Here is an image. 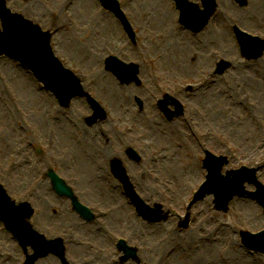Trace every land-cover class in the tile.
<instances>
[{
  "label": "rangeland",
  "instance_id": "374dc122",
  "mask_svg": "<svg viewBox=\"0 0 264 264\" xmlns=\"http://www.w3.org/2000/svg\"><path fill=\"white\" fill-rule=\"evenodd\" d=\"M6 1L14 14L24 16L45 32L54 33L53 47L61 62L85 81L84 89H91L92 95L109 112V118L105 122L93 127H87L84 123V117L91 115L85 101H74L69 115H59L55 98L44 91L28 71L9 59L0 61V185L12 202L28 203L34 210L30 223L38 233L48 240L64 241L67 264H76L75 259L71 258V252L84 246L88 248L81 249L80 253L77 250L75 255L80 257V263L95 264L93 258L96 250L93 249L96 248V243L90 239V234L101 235L107 240L108 245H111L115 264H120L121 255L116 248V241L121 238L126 239L130 246L139 249V256L144 264H194V260H187L183 252L192 257L203 249L205 243L202 241L203 236L197 232L199 229L207 230L209 234L219 236L218 238L224 236V233L216 232L220 225L228 231L225 237L233 238L239 250L251 258L250 264H264V255L255 254L251 257L252 253L242 246L240 238L241 232L264 231V212L256 201L236 198L230 204V212L224 215L214 210V198L207 197L192 209L188 230H180L179 220V216H185L186 206L193 200L194 192L206 181L207 172L202 169L206 151L219 158H227L228 166L224 169V176L228 172L240 170L241 167L258 171L257 162L264 161V57L258 62H242L232 30V25L236 22L243 31L264 39V0H246L247 7L243 9L233 0H217L218 11L214 25L209 26L201 35L203 37H195L179 25V12L172 0H118L137 31V47L128 39L118 20L104 11L99 0H78L66 8L63 7L64 3L71 4V0ZM164 1L170 4L175 14L173 28H168L167 21H162L164 17L161 14L160 2L165 3ZM190 1L201 4L200 0ZM172 31L178 32V36L165 38ZM179 31L185 37H181ZM174 49L179 51L172 52ZM182 49L186 52H182ZM217 54L231 63V69L224 76H215V84L206 86L209 88L204 92L205 95L197 94V91L193 90L192 94L181 96L180 100L186 109L179 119L168 122L158 108V101L163 98L162 93L173 92L176 90V84L199 80V77L196 78L200 71L206 74L208 71L214 72L218 64L215 58ZM110 56L117 57L126 64L139 65L143 86H121L111 73L105 71V60ZM190 57L193 59L187 60ZM202 57H205V62H202L200 67L192 68L190 63H195ZM183 61L189 63L182 64ZM107 82H112V85ZM189 84L192 88L195 87V84ZM249 84L255 88L247 87ZM222 85L223 91H220ZM12 95L16 96L15 102L19 104L18 113L10 98ZM229 95L236 97L240 104L232 101ZM136 98L143 101V111L139 109ZM172 110L175 112V107H172ZM247 111L253 115H249ZM81 113L82 116H79ZM151 113L152 116L155 115L154 120L157 122L153 128L145 120ZM116 115L121 118L126 116V119L129 115H134L138 120L119 123V117ZM52 118L56 120L52 122ZM69 120L72 123L77 121L81 129L92 134L91 142L96 143L93 148L97 151L99 148L105 151L102 147L105 148L109 142V149H105L122 158L137 192L139 187L143 188V192L138 193L140 197L149 205L157 204L158 200L160 205L173 212L171 219L154 227L144 224L137 217L135 207L117 188V183L110 175L108 160H103L108 193L105 190L101 196L98 193L94 195L93 184H84L78 176L75 180L74 176L82 172L83 160L77 162L67 152L64 154L63 148L67 147L65 132L68 127L57 128L58 123ZM107 126L113 127L112 132ZM228 126L231 129L234 126V132L230 131ZM157 127L159 132L161 127L166 128V133L170 136L172 130L180 134L177 143H174L173 139L170 145L164 146L173 153L176 161L182 159L189 170L193 169L192 174L196 171L202 173L195 178L199 180L197 185L200 183L197 188L194 179L186 180V183L182 181L192 175H188V169L183 173L181 180L166 179L167 177L158 172L155 151L151 145H143V139L138 138L142 129L151 131ZM208 130L210 137L204 141V145H198L197 137H193L194 132ZM51 131L56 133V137ZM114 136L124 138L127 145L141 155L142 163L133 164L128 161L124 156L126 148L120 150V145L114 142ZM81 137L88 139V135L76 132L72 140L76 139L74 142L78 144L77 140ZM185 139L193 143L186 145ZM19 145H22L21 153L17 149ZM37 145H57L56 148H60L59 156L63 167L67 168L66 164L77 167V172L72 178H68L65 171L62 176L73 187L80 202L92 211L96 210L98 214L111 213L113 223L107 217L89 225L72 211L68 200L56 195L50 181L45 177V162L40 163L36 157ZM77 147L80 150L81 145ZM70 153L72 154L71 151ZM25 157H29L35 165L34 174L28 171ZM257 176L264 185L262 168ZM149 182L156 187V192L151 195L147 193L146 187ZM246 190L250 193L256 191L249 185H246ZM118 204L128 211L126 222H121L120 225L113 219L114 215L119 216L115 212ZM208 219L211 221L206 223ZM56 223L67 226L63 230H57ZM68 225L72 226L68 228ZM105 229H108L112 236L107 237L104 234ZM114 237L117 239L113 240ZM2 250L14 253L11 260L13 264H25L26 255L33 254L31 248L25 252L0 223V252ZM226 250L223 257H226V263H229L233 257L232 254L228 256L230 249ZM199 259L201 260L200 257ZM37 264L62 263L51 255Z\"/></svg>",
  "mask_w": 264,
  "mask_h": 264
},
{
  "label": "water",
  "instance_id": "95a60500",
  "mask_svg": "<svg viewBox=\"0 0 264 264\" xmlns=\"http://www.w3.org/2000/svg\"><path fill=\"white\" fill-rule=\"evenodd\" d=\"M106 9L116 11V7L110 4V0H101ZM177 8L181 11L180 23L186 28L192 30L195 33L201 32L208 24L210 18L215 13L216 3L215 0H202L204 11H200L199 7L190 4L188 0H175ZM241 6H245L244 0H236ZM0 18L3 22V32H0V56H8L28 68L37 79L45 84L57 97L61 100V103L65 106L68 105L73 97L81 96V89L79 82L73 77L70 72L64 70L59 62L54 58L50 49V37L48 34L42 33V31L25 21L22 17L12 15L7 10L5 2L0 1ZM238 40L242 46L243 52L249 59H257L261 56L264 50V44L260 41H248L241 35H237ZM38 38V39H37ZM251 53V54H250ZM108 69L115 70L117 76L123 84H131L133 82L138 83L137 74L138 67H126L124 65H117L114 60H109ZM120 72V73H119ZM121 72H124L123 74ZM168 103H161L162 111L172 118L173 115L167 110ZM180 111V110H179ZM178 111V112H179ZM180 114V113H179ZM100 118H103L99 115ZM206 165L210 167L211 172L215 177L219 178V172L221 165L216 167L215 161H206ZM245 171L234 173V180L226 179L225 185L218 187L215 191L217 196L216 205L217 210H227L228 203L235 195L243 193V186L245 182H250L258 187L256 194L250 195L252 198L258 200V202L264 207V190L254 178V173L251 172V176L246 178ZM124 171L120 175L122 181L124 178ZM54 181L55 189L61 197L72 198L69 190L64 187L57 177H52ZM126 181V180H125ZM213 180L209 178V182L204 186L200 199L206 195L213 193L211 190ZM219 185V184H218ZM226 190L227 194L223 195L222 191ZM0 199V221L7 225V228L17 233V237L26 249L28 246L33 245L35 255L32 258V262L39 258L46 257L50 253H53L60 257L64 261V246L63 242L58 240L54 242H47L44 237L38 235L32 230V227L26 223V219H29L32 211L26 205L17 208L13 204L8 202L2 203V200L8 201L6 195H2ZM130 198L137 207V210L141 216L145 219L156 222L158 220L150 215L148 208L140 201L138 197L130 190ZM75 210L79 211L82 216H86L89 220L92 216L86 213L76 202H73ZM244 245L250 250L264 253V233L259 236H245ZM121 251H124L126 256L123 261L136 258V251L128 249L124 243L119 246Z\"/></svg>",
  "mask_w": 264,
  "mask_h": 264
},
{
  "label": "bare ground",
  "instance_id": "6f19581e",
  "mask_svg": "<svg viewBox=\"0 0 264 264\" xmlns=\"http://www.w3.org/2000/svg\"><path fill=\"white\" fill-rule=\"evenodd\" d=\"M76 1H78V0H76ZM160 3L162 5L161 6V9H162L161 14L164 17L162 21L164 23H166V21H167V27L173 28L174 27L175 14L173 13V11L171 9L170 4L168 2H165V3L160 2ZM177 33L178 32L172 31L166 35V38L177 37L178 36ZM179 34L181 37L184 36L181 31H179ZM58 35H59V33H58ZM176 51H179V50L174 49L172 52H176ZM182 52H186V50L182 49ZM98 60H99V58H98ZM100 62H102V59H100ZM200 62H205V57L202 58L200 60ZM181 63H185V62L183 61ZM198 77L201 80H203V79H207L208 76L206 73H200V75ZM210 82H211V80H210ZM108 83H109V85H112V82H107V84ZM207 85H208V83H205L202 86L196 87V89H199L198 94L203 95L204 92L207 91L206 90L207 87H205ZM246 86L251 88V89L255 88V86H252V84L246 85ZM220 91H223V85H222V88ZM110 94L112 95V90H110ZM207 96L208 95H206V98H207ZM230 97L232 98V101H235L238 104H240L239 101H236V97H233V96H230ZM247 112L249 115H253L249 111H247ZM219 115L220 114H218V116ZM79 116H82V113ZM151 116H152V113L150 114V117L145 118V120L150 124L151 128H153V125H157V122H156V120H154L155 115H153L152 117ZM116 117H119V121H118L119 123L127 122L130 120L137 122V120H138V117L137 116L135 117L134 115H129L128 119H126V116H122V118H121L120 115L119 116L116 115ZM198 119L200 120L201 118L199 117ZM75 120H77L76 117H75ZM60 124L61 125H59V123L57 124L58 129L61 126H67L68 127L67 128L68 130L65 132V134L67 135V137H66L67 142L65 144L67 146L66 150L72 151L73 153L74 152L78 153V154H76V156L79 159L83 160V163L81 164V171H82L81 175H82V177L85 176L83 183L85 184L86 182H89L91 185L93 184L94 185L93 189H94L95 193H98L100 196L103 195V192H105V190L107 188V184H106L107 174L105 172H103V169L105 166V162L103 160H108V161L113 160L115 158V155L108 152L106 149H104L105 151H102L100 148L98 149V151L96 148L94 149L93 145H96V143L94 144L91 142L92 134L81 129V127L79 126L80 124L77 121L75 123L70 122L69 125H64L63 122L61 121ZM162 127L160 129V132L158 129L159 127H157L154 130L151 129V131H147L148 129H142L140 131L141 135L138 138L140 140L143 139V145H148V146L151 145V147L155 151L156 160H157L158 169H159L158 172L160 174L167 177L166 179H170V180L179 179V180H181L183 173L185 172V170H187V169L189 170V168L186 167V164L183 162L182 159H177V161H176V158L174 157L173 153L172 152L170 153L169 149L166 148V146H164V145H170L169 143H171V141L173 139H174V143H177L179 140L178 137L180 136V134H177V132L175 130H172L173 133L170 136L166 133V131H167L166 128L162 129ZM221 127H223V126H221ZM107 128H109L110 131L112 132V130H113L112 126H107ZM218 129L221 131L220 128H217V130ZM228 129H231V128L228 126ZM156 131L158 132L157 134H156ZM211 131L214 132V130H211ZM230 131L234 132V126L232 127V129ZM76 132H78L80 134H84L85 136L88 135V139L85 137H81L82 140L80 138H78V140H77L78 144H76L74 142L76 139L74 141L72 140V137H74V133H76ZM209 132H210V130L203 131L200 133L194 132L193 137L194 138L197 137L196 142L198 145H204V141L207 140L208 137H210ZM107 141H108V139H107ZM185 141H186L185 142L186 145H191L193 143L189 139H185ZM114 142H116L117 144H119L120 146H123V147L127 146V142L124 141V138H118V137L114 136ZM77 145H81L80 150L77 147ZM108 145H110L109 142H108ZM70 148H71V150H70ZM262 148H264V147H262ZM262 148L260 150H262ZM17 149L20 153L21 152V146H19ZM100 157H101V161H100ZM257 163L262 168V171H264V161L260 160V162H257ZM26 164H27L28 171L31 174H34L35 168L33 167V163L31 162L29 157L26 158ZM191 170H193V169H191ZM191 170H189L188 175L192 174ZM162 171L164 173H161ZM195 171H196V169H195ZM201 175H202V173L200 171H196L190 177H188L189 179L185 178V179H182V181H185L184 183H186V180L187 181L192 180V179L195 180V178H197ZM35 178H36V176H35ZM194 180H192V181H194ZM197 180L198 179H196L194 182V184L196 183L195 186H197V182L199 181V180L198 181ZM146 187H147V193L149 195L156 192V187L152 186L151 182H149V186H146ZM140 189L142 191L143 188L140 187ZM106 191L108 193L109 189H107ZM182 192H185V191H182ZM157 202H159V201L157 200ZM118 205L119 206L115 210V212L119 216L117 217L116 215H114L113 219L115 221H118V224L120 225L121 222L122 223L126 222V220H127L126 213H128V211L125 210V208L121 204H118ZM108 215H110V213ZM210 221H211V219H208V220H206V223H208ZM111 222L113 223L112 219H111ZM71 226L72 225H68V228H70ZM56 229L57 230H63L65 228H64V226L62 227L61 225H58V226H56ZM201 229H203V228H201ZM197 232L199 233V235L203 236L204 240H202V241L205 243L204 247H202L203 249H200L199 252L194 254L192 257L189 256L188 253L183 252V254L186 255L185 258L187 260H189V259L194 260V264H250L252 262L251 258L247 257L242 251L239 250L238 245L235 243L233 238L227 239L225 237V233L227 234L228 231L226 230V228L223 227V225H220L216 228V232H221L222 234L224 233V236H222L221 238H218L219 236L216 237V236L209 234V232L207 230L200 231V229H199ZM90 237H91L90 239L91 240L93 239L94 242L96 243V245H95L96 248L93 249V250H96V251H94L96 253L95 258H93L94 259L93 261L95 262V264H115L111 245H108L107 240L104 237H102L101 235L99 236V235L90 234ZM215 239H216V241H215ZM100 245H102V246L99 247ZM103 246H105V248H103ZM85 248H88V246H84L83 248L81 247L82 250ZM81 249L73 250L71 252V258L75 259L76 264H91L90 262L80 263V260H79L80 257H77L75 255V253H77L76 252L77 250L80 253ZM226 249H230L228 256H230V254H232V257H233V260L230 261L229 263H226V257L225 258L223 257L224 254H226L225 253V251H227ZM87 251H88V249H87ZM13 257H14V253L12 251L2 250V252H0V264H13V262L11 261V260H13ZM199 257L201 258V260L199 259ZM217 260H220V261H217ZM205 261H206V263H205Z\"/></svg>",
  "mask_w": 264,
  "mask_h": 264
},
{
  "label": "snow or ice",
  "instance_id": "6c2138e0",
  "mask_svg": "<svg viewBox=\"0 0 264 264\" xmlns=\"http://www.w3.org/2000/svg\"><path fill=\"white\" fill-rule=\"evenodd\" d=\"M38 39V38H37ZM209 170L211 171V165H210V167H209Z\"/></svg>",
  "mask_w": 264,
  "mask_h": 264
}]
</instances>
